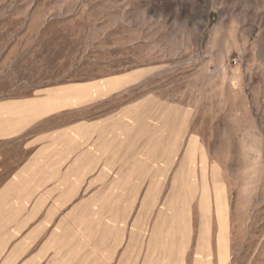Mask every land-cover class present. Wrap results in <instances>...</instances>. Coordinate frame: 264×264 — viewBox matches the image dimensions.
I'll return each mask as SVG.
<instances>
[{"label":"rangeland","instance_id":"obj_1","mask_svg":"<svg viewBox=\"0 0 264 264\" xmlns=\"http://www.w3.org/2000/svg\"><path fill=\"white\" fill-rule=\"evenodd\" d=\"M214 1L0 0V103L30 100L32 123L0 150L108 126L78 128L77 162L104 172L95 226L110 227L112 264L125 250L126 264H264V111L242 61L255 48L235 45L254 21Z\"/></svg>","mask_w":264,"mask_h":264},{"label":"crops","instance_id":"obj_2","mask_svg":"<svg viewBox=\"0 0 264 264\" xmlns=\"http://www.w3.org/2000/svg\"><path fill=\"white\" fill-rule=\"evenodd\" d=\"M187 2L199 10L200 0ZM209 4L210 10L224 12L219 0ZM233 4L226 9L227 14L243 15L244 22L254 21L251 37L239 38L235 45L255 48L242 61L255 64L251 101L255 110L264 111V0L262 4L257 0ZM202 10L208 9L205 6ZM261 15L262 22L256 20ZM29 103H0V140L21 137L32 126L22 111ZM10 112H18L20 119H25L13 124L6 115ZM100 123L70 124L51 134L33 136L26 141L29 149L24 153L0 150V264H112L110 227L97 230L95 226V198L102 190L96 188V182L104 172L89 176L87 168L81 169L77 162L84 153L80 145L86 140L80 138L78 128L86 127L89 136L103 134L108 126L102 128ZM113 125L112 135L118 134V122ZM94 146L96 153H101L98 144ZM101 157L95 154L93 159ZM126 263L125 250L120 264Z\"/></svg>","mask_w":264,"mask_h":264}]
</instances>
